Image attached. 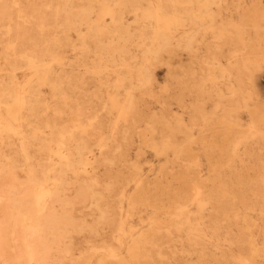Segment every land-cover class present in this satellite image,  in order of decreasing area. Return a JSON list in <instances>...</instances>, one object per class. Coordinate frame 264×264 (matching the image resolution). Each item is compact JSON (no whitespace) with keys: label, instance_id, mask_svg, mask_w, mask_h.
Masks as SVG:
<instances>
[{"label":"rangeland","instance_id":"1","mask_svg":"<svg viewBox=\"0 0 264 264\" xmlns=\"http://www.w3.org/2000/svg\"><path fill=\"white\" fill-rule=\"evenodd\" d=\"M88 8L104 10L93 28L74 23ZM0 11V264H264V0ZM120 14L135 36L109 39ZM142 19L162 27L156 41ZM64 149L96 183V214L44 231L30 258L31 185L50 198ZM108 225L121 242L78 248Z\"/></svg>","mask_w":264,"mask_h":264},{"label":"bare ground","instance_id":"2","mask_svg":"<svg viewBox=\"0 0 264 264\" xmlns=\"http://www.w3.org/2000/svg\"><path fill=\"white\" fill-rule=\"evenodd\" d=\"M2 13L3 12L0 11V14L3 16ZM85 14L86 15H80L77 20L74 21V23L79 22L80 24H85L87 28H93L96 24L95 18L96 20L101 18L103 19L104 10L103 8H99L97 14L93 16L91 9L88 8ZM122 19L123 15L120 14L118 17L119 23L115 25L111 31L106 33V36L109 37V39L119 38L122 34H126L131 38L135 36V34L131 32L132 27H130V23L127 21H122ZM72 22V18L67 20V23ZM136 29L140 37H154V41H156L159 38V35L162 34L160 33L162 27L157 21L152 22L142 19V21L138 22L136 25ZM15 48L16 47H14V43L12 42L11 49L14 51ZM11 74L13 75L14 73L12 72ZM91 82L96 83L95 80ZM140 118H142L141 115H133L126 122L128 125L130 124L133 126L140 121ZM100 126L102 127V123ZM19 140L21 141L22 138L19 137ZM64 150L65 151L60 152V156L65 160L66 165L59 166L56 169L53 168L54 175L53 177H49L52 179L53 183V188L50 192V198L48 200L41 199L40 189L42 184L37 180L31 185L32 197H29V201H32V204L29 209L30 224L28 225L31 243L26 245V247L29 248L30 258L36 254L38 250V238L43 237L44 231H47L49 234H60L63 230L66 231L65 233H67L69 229L76 226V224L73 223L76 218H82L84 221H87L88 217L93 218L96 214L91 209H89L93 199L97 194V192H95L96 183L93 181V177L79 176V173L75 167L76 159L72 158L71 155L69 159L68 149ZM80 160L82 161L83 157ZM77 193H80L83 197V201L80 200L78 205L72 201L74 195ZM99 214H102V212ZM110 223L113 225L112 222ZM114 223H117L118 228L122 229L118 221ZM112 225H108V230L102 233L96 232L92 234L89 232L88 234L84 235L83 240L79 242L80 245L78 248L83 247L84 240L87 243V248L93 247L95 242L98 240L109 241L111 239L121 242V236L118 235V238L114 235V227Z\"/></svg>","mask_w":264,"mask_h":264}]
</instances>
